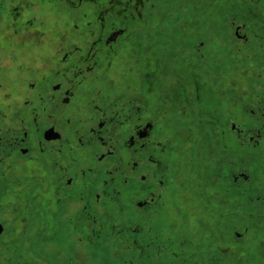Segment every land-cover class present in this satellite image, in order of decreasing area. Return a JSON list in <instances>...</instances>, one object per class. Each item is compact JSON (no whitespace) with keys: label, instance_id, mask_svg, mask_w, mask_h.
Returning a JSON list of instances; mask_svg holds the SVG:
<instances>
[{"label":"flooded vegetation","instance_id":"1","mask_svg":"<svg viewBox=\"0 0 264 264\" xmlns=\"http://www.w3.org/2000/svg\"><path fill=\"white\" fill-rule=\"evenodd\" d=\"M237 1L232 33L239 69L237 75L215 76L216 91L209 94L215 95L221 115L203 116L206 94L193 99L201 120L192 122L195 137L189 148L185 145L192 155L177 150L175 139V156L168 157L187 109L179 92L176 113L167 111L164 100L171 92L164 85L157 116L150 114V100L140 96V86L126 92L118 75L119 62L125 61L119 41L129 28L119 20L135 18L140 7L147 11L155 3H172L182 14L184 0H0V190L17 194L0 198L1 264H62L63 259L76 264L84 254L53 248L71 240L73 246L97 247L104 229L115 236L143 233L145 247L133 236L141 249L133 257L152 264L151 249L158 248L157 257L165 250L163 237L172 231L180 237L182 206L196 219L193 245L202 238L214 251L206 253L223 264H235L233 258L237 264H264V0ZM227 26L214 29L203 21L198 26L195 19L190 32L179 26L173 41L185 54L178 57L197 63L215 49L226 51ZM172 81L181 88L180 77ZM168 121L174 128L170 134ZM230 136L241 150L239 159H230ZM171 158L173 210L167 188ZM246 162L255 164V174L241 166ZM149 165L159 175L153 188L139 173ZM214 171L220 186L197 178ZM230 182L233 187H226ZM161 214L175 220L163 227V236L156 225Z\"/></svg>","mask_w":264,"mask_h":264},{"label":"rangeland","instance_id":"2","mask_svg":"<svg viewBox=\"0 0 264 264\" xmlns=\"http://www.w3.org/2000/svg\"><path fill=\"white\" fill-rule=\"evenodd\" d=\"M225 3V0H194L192 3H190V1L188 0H184L181 8L182 10L183 8H186V10H183L184 12L182 14H179L178 10H174V5L172 3H155V6H149L147 10L148 14L146 15V17L142 12L143 9L140 7L138 13H135V18H129L128 20H119V22L126 24L129 28L128 34L119 41V52L121 55L125 56V58L122 56L123 60L125 61L122 62L121 60V62H119V65L121 66V72L118 75L119 77L124 78L125 86L123 87L125 88L126 92H131L132 90H134L133 88L136 85L140 86V96L144 98V100L146 98L150 100V114L155 113L157 116V102L161 100L160 95L163 91L162 86L164 85L166 90L171 92V97L168 98L166 96L164 100L166 108H169L167 111L170 110V112H175V101H177L180 95L182 109H187L185 117L184 115H182L181 136L175 138L174 136H172L171 143L168 149L169 152L167 153L168 157L175 156V139H179L178 144H176L177 150L179 146L182 147L181 151L183 152V155H192V153L188 149H185V145L186 148H189L190 144L193 143L192 138L195 137V132L190 127L191 124H193L192 122L197 121V119L198 122H200L199 120H201V117L194 113V105L192 104L194 102L193 99H197L203 95L204 97H206V94L207 99H204V101L208 102V108L207 114H203V116H209L213 119H216V117H220L221 111L219 106L216 104L215 95H209L213 94L211 93V91H216L215 85H217V83L215 76L219 75L220 77H226L227 75H237L240 63L237 59L238 50L235 47L236 41L232 33V21L236 18L238 20L240 5L238 4L237 0H230L231 4H228L226 6ZM118 12L120 13V11ZM194 19L197 20L198 26H200L201 21L205 22V24L211 22L214 29H218V26L222 27V24L224 26L228 25V44L230 45V47H228L224 52L215 49L212 52V57H208V60L197 61V63L190 62L184 57L179 58V53H185L182 51L179 52L178 49H176L177 42L176 40L173 41L174 36H176L177 38L176 29H179V26H181L184 32H190L191 25ZM163 36H165L164 39ZM127 65L128 67H126ZM178 68H180L181 70L179 71ZM179 72L181 73L180 75ZM163 75L167 76V81L165 80L166 78H164L165 76ZM169 75L171 76V78L168 77ZM207 76H214V78L212 80H209ZM173 77L181 78V88H178L173 84ZM190 77L191 79H193L191 82ZM168 79L170 82L168 81ZM168 83H171L170 86ZM211 86H214L213 90L208 89ZM194 87L197 88L196 90H194V92H197L198 94L196 96L194 93H192L191 89ZM209 105L216 111H210L211 108ZM230 114L231 118L237 119L236 115H233L232 111L230 112ZM171 121H173V119ZM168 124V126L166 125L165 130L170 134L174 131V128L170 127L169 121ZM229 151L230 159H239L238 157L241 155V150L239 146L235 142H233L232 136H230ZM171 161L172 163L169 164L172 169L167 172L169 173L168 177L170 178V182L167 188L171 190V192L168 193V197L171 199L170 203L173 210L175 209L174 201L177 198V195L174 191L175 177L173 174L172 158ZM241 166L248 168L254 174L257 170L255 164L250 162H246V164H242ZM139 173H144L149 177V188H153L157 183V179H159L156 166L153 165H149L148 168L143 166ZM197 178L202 179V181H204L205 183H207L206 181L209 179H211L213 183L218 181V185L222 183L220 180H218L217 171H214L213 175H210L207 172L206 175H202ZM137 179L138 176H135L134 180ZM182 181L184 182V180ZM207 186L208 184L204 185V187L206 188ZM225 186L232 188L233 184L232 182H230V184ZM15 197H17V194L13 190H10L6 195H3V192L0 190V198L9 200L14 199ZM30 197H32L31 194L28 195V198ZM131 207V209H133V213H135V216L138 215V212L136 211L134 206ZM187 210L189 211L188 213L187 211H185L184 206H182L181 219L178 224L180 237L176 234V231H172L169 235L162 231L164 229V226L169 228L168 223H174L175 220H173V217H170V215L168 216V214H166V216L161 214V218H158L156 220L157 231H159L158 234L163 236L164 233L165 235L169 236V238L163 237V239L166 240V243L163 244L165 250L164 252H162V254H160V257H157L155 255L157 253V247L154 246L151 249V252L154 254V256L152 255V264H155L156 261H158L156 264H223L220 259H215L216 256L214 254L206 253V251H214L209 248V245L202 241V238L199 241L197 247L193 245V242L191 241V233L194 229V223H196V219H193L191 217V214L193 215L194 212H192L191 209ZM4 212L12 214V211H9L8 209ZM168 217L172 220H169ZM20 218L21 220H23L26 217L25 215H23ZM198 221H200L201 224L203 223L200 219ZM171 228V230H174V227L171 226ZM165 232H167V229L165 230ZM133 233L134 231L132 233L125 234L126 236L124 234L115 236L109 230L104 229L101 243L97 247L92 246V248L88 244L80 245L79 243L73 246V240H71L69 244L61 243L60 246H55V248H53V251L55 253L72 251L74 253L84 254L85 258L82 255L81 259L76 260V264H140L138 262V256L135 258L133 257L136 253L140 254L141 250L137 247V244L135 245L132 241L134 236ZM134 237L138 238L139 245H143V247H145L144 244L147 243V241L144 239L143 233H139L138 236ZM128 254H131V257H133L134 259L128 257ZM121 259H124V262H121ZM125 260H127V263L125 262ZM61 262L62 264H70L68 259H63ZM230 262H234L235 264H237L238 260L237 258H233L232 260H230ZM43 264H46L45 261H43ZM246 264H254V262H247Z\"/></svg>","mask_w":264,"mask_h":264}]
</instances>
